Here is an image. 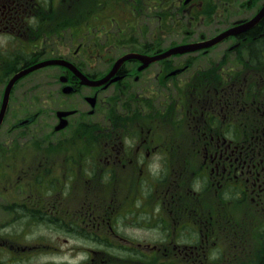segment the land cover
I'll list each match as a JSON object with an SVG mask.
<instances>
[{"label": "flooded vegetation", "instance_id": "flooded-vegetation-1", "mask_svg": "<svg viewBox=\"0 0 264 264\" xmlns=\"http://www.w3.org/2000/svg\"><path fill=\"white\" fill-rule=\"evenodd\" d=\"M165 1L96 0L92 15L55 17L53 5L69 2L0 0V160L7 158L5 149L18 151L14 136L31 133L47 112L58 123L63 119L58 112L75 110L66 116L67 126L75 120L79 135L93 133L92 140L82 139L79 145L66 141L58 146L61 142L48 138L42 146L32 145L34 131L21 141L20 151L41 155L34 171H21L18 179L33 178V189L44 194L19 188L11 194L18 199L9 200L5 193L10 187L0 174V212L16 213L15 219L0 218V250L11 255L5 264H115L119 256L143 260L152 253L161 264H180L182 256L197 262L209 254L203 239L239 243L242 229L235 218L247 214L246 206L256 211L254 264H264V75L259 69L264 66V18L226 36L224 43L161 57L181 45H163L164 19L181 16L180 7L167 13ZM118 3L130 11L116 16ZM133 25L131 32L140 36L133 42L136 47L117 53L132 44L123 32ZM127 54L133 55L122 59ZM50 60L66 61L87 79L69 65L46 64ZM106 77L100 84L85 83ZM72 97L90 108L71 105ZM54 101L62 102L55 110ZM55 126V132L63 130ZM68 146L76 154L61 155L62 172L55 175L52 155ZM157 180L168 183L150 188ZM85 182L93 187L86 190ZM73 191L80 206L74 211L82 214L72 220L56 216L60 210L68 213L64 196ZM90 194L93 203L85 209L83 197ZM50 195L60 198L41 203ZM209 195L216 202L205 206ZM53 224L62 228L57 234L61 243L82 244L76 253L54 246ZM68 226H73L74 239L63 238ZM151 227L156 241L139 242L141 251L133 250V239H149L133 228ZM86 242L98 249H86ZM6 253L0 252V264ZM77 256L79 263L73 261Z\"/></svg>", "mask_w": 264, "mask_h": 264}, {"label": "rangeland", "instance_id": "rangeland-1", "mask_svg": "<svg viewBox=\"0 0 264 264\" xmlns=\"http://www.w3.org/2000/svg\"><path fill=\"white\" fill-rule=\"evenodd\" d=\"M69 2L68 4H56L55 9L53 5V12L55 17L67 15L68 13H75V14H81L90 11V15L94 12V5L96 0H66ZM105 1V0H102ZM183 0H166L164 3V9L167 13L170 11H173L177 8H179V11L181 12L180 19H173L169 17L168 15L164 19V36H163V45H176V44H186V43H192L197 42L202 39H208L211 37H214L215 35L221 33L222 31L226 30L228 27L232 26L236 22L242 20V19H249L248 21L244 22L247 23L251 20L252 17H254L258 11L261 9V7L264 5V0H193L188 5L181 4ZM129 9L121 8L119 3L117 6V15L119 17V12H129ZM61 14H56V13ZM120 19V18H118ZM121 20V19H120ZM132 24L133 22H137L134 20H131ZM156 22V21H154ZM125 22L121 23L123 26ZM242 23V24H244ZM114 25H112L113 27ZM134 28V25L131 27H128L124 29L123 37L126 39L127 43H132L131 45H127L123 51H118L117 53H124L126 52L130 47L135 48L133 42H136L138 39H140V36L137 35L135 32H131ZM137 36V37H136ZM224 43V41H220L219 44ZM184 53V52H179ZM261 73L264 75V66L259 67ZM21 76V75H19ZM18 76V77H19ZM17 77V78H18ZM15 78V79H17ZM59 84V82H58ZM57 86L54 84V87ZM74 97L69 98L70 102L73 100ZM55 105L51 106L52 109L55 110V108L61 104L60 101H54ZM57 102V103H56ZM71 105L76 107H82L83 109H89L90 106L88 104H85L83 101L80 103L79 99H75L71 102ZM51 115V117H50ZM55 114H52L50 112L44 113L37 119L36 123L33 124L31 128V133L34 131L35 136L31 137L29 136L31 133L30 131H24L20 133L17 136H14L13 139L19 141L20 147L21 141L25 139H32V142L30 144L34 145L35 142L36 146H42L43 139L48 138L55 141L61 142L58 143L59 145H62L66 141H71L74 145H79L80 140L85 139L92 140V131L89 132H83L81 135L78 134L76 131V121L74 120L69 126L65 127L61 132H55L54 126L57 125L55 120ZM76 118L79 119V116L77 115ZM87 122H92L89 118H85ZM77 123H79L77 121ZM248 129V128H247ZM22 130V129H21ZM241 133V132H240ZM243 133V132H242ZM244 132L243 134H245ZM51 134V135H50ZM247 134V133H246ZM5 139H12L7 138ZM78 142V143H75ZM67 144L64 143L63 146H66ZM20 147L18 148V151H16V147L11 148L12 152H10L9 149H5L3 155L4 158L0 160V174L2 178L4 179L6 185L10 187L9 191L5 193V196L11 197L9 200L12 199H18L16 195L12 196V193H17L16 190H19V188H23L25 192H34L35 195H42L44 192L37 193L33 189V178H30L29 176L26 178V181L23 183L21 180L18 179V173L23 171H34V168L38 162L39 157L38 155H41L38 150L33 152L32 154H27L23 151H20ZM77 149L73 148L72 146L61 148L60 150H56L55 154L52 155V169L51 172L55 175H60L62 172V156L66 153L69 155L76 154ZM48 154V152L46 153ZM66 172L71 173L72 171L70 169H67ZM65 172V173H66ZM33 177V176H31ZM188 179H185L184 182H187ZM168 181L165 184H162L161 180L154 181L150 188H158L162 185H167ZM68 187H75L74 183L69 182ZM86 190L87 187H93L92 184H89L88 182H85ZM60 187V186H58ZM187 188V187H186ZM184 188V189H186ZM189 190V189H186ZM179 192H183L185 190H178ZM92 193L85 191V194ZM10 195V196H9ZM60 196H54L50 195L44 196L41 203L46 205H50V201L53 199H59ZM154 198V197H153ZM92 199H94V196L92 194L85 195L83 197V203L85 205V209L89 208V205L93 203ZM64 200L66 201V204H68V213L64 209V211L60 210L57 213L56 216L64 217L68 216L69 220H72L74 218H77L78 215H81L82 213L80 211H74L77 207L80 208L78 203V196H75V191H73L70 195H65ZM182 203H187V201L181 200ZM214 202H216V198L212 195H209V197L205 200V206H211L214 205ZM181 207L184 208V206L181 204ZM246 212L247 214L239 219L235 218L239 222L238 230L242 229L241 235L242 239H238V244H231L229 242V239H203L206 241V243H203L205 248L208 249V255L201 256L197 260V262H189L187 261L183 256L180 258V264H254L256 263V214L255 210L251 206H246ZM228 209L231 211L233 209V206H228ZM229 211V212H230ZM5 215V217L8 216V211L5 209V213L0 212V218L2 215ZM185 214H187L185 210ZM16 213L11 212L8 216L10 218L11 216H14L15 219ZM22 215V214H21ZM21 218V217H20ZM231 219V218H230ZM204 224V222H202ZM153 227L149 229L144 228H133V232L138 235H144L148 237L149 239H133L135 241L134 244H132L131 248L136 252L141 251V247H138L139 242H151L154 243L156 239H152L157 235V232L152 229ZM52 235L51 238L53 240L54 246H57L58 248H61V251H64L65 253L69 252V249L71 248V251H78V247L82 246V244H78L77 242L73 244V242L70 240L67 243H64L62 241V238H57V234L61 233L60 231L62 228L59 225L53 224L52 227ZM63 238L67 239H74L75 234L73 230V226H68L63 228ZM39 230V226L35 227V231L37 232ZM43 230V229H42ZM50 231V228L48 229ZM10 235V234H9ZM54 238V239H53ZM60 239V240H59ZM201 239H198L200 241ZM12 239H4V242L9 243ZM190 242L192 240L190 239H181V242ZM228 241V242H226ZM234 241H237V239H234ZM119 245H124V243L119 242ZM128 245V244H127ZM84 247L87 248H96L95 244H92L90 242H86L84 244ZM98 249V247H97ZM5 250H0V252ZM117 251V250H116ZM148 252H153L151 250H147ZM212 251V252H210ZM118 252V251H117ZM212 253V255H211ZM221 253V254H219ZM220 255V259H217V256ZM10 256L7 253L4 256L3 263H7L8 260H10ZM61 257L62 255H58L56 257ZM120 258L116 259L115 264H161V258L157 255L149 256V258L141 260L140 255H135V257L131 259H124V256H119ZM213 257V259H211ZM136 258V259H135ZM80 257H76L75 260H73L75 263H79ZM41 264H44L42 260H39ZM58 262V260L54 259V263ZM60 263V262H59Z\"/></svg>", "mask_w": 264, "mask_h": 264}, {"label": "water", "instance_id": "water-1", "mask_svg": "<svg viewBox=\"0 0 264 264\" xmlns=\"http://www.w3.org/2000/svg\"><path fill=\"white\" fill-rule=\"evenodd\" d=\"M263 17H264V5L259 10V12L256 14V16L253 19H251L249 22L244 23V24H242L240 26L231 28V29L223 32L222 34L218 35L217 37H215V38H213L211 40H208L206 42L196 43V44H188V45H181V46H177V47L171 48L170 50H168L167 52H165L163 54V56L169 55L171 53L186 52V51L195 50V49H199V48H202V47H205V46L212 45V44L218 42L223 37H225V36H227L229 34H236V33H239L240 31H243V30H245L247 28H250L255 23H257L259 20H261ZM50 62L57 63L59 61H50ZM60 62H62V61H60ZM67 114H68V112H62V113H60V115H67ZM66 124H67L66 121H62L57 126V129L63 128L64 126H66Z\"/></svg>", "mask_w": 264, "mask_h": 264}]
</instances>
